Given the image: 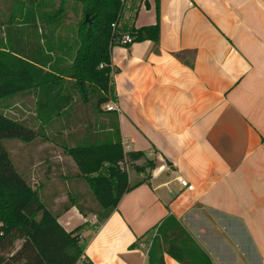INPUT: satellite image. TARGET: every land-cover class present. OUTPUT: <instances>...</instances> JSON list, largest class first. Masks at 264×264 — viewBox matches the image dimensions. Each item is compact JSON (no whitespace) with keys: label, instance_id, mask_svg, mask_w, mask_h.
<instances>
[{"label":"crops","instance_id":"0c3cea01","mask_svg":"<svg viewBox=\"0 0 264 264\" xmlns=\"http://www.w3.org/2000/svg\"><path fill=\"white\" fill-rule=\"evenodd\" d=\"M123 1L121 25L158 24V41L111 49L107 105L118 112L74 102L43 125L37 93L27 94V127L36 135L27 171L40 169L35 183L53 204L63 200L57 184L65 188L71 204L52 212L67 232L81 227L91 264H147L168 217L211 264H264V0ZM114 127L123 154L141 153L154 167L129 176L144 182L98 224L73 204L91 202L90 192L64 148L105 142ZM207 225L215 237L205 236Z\"/></svg>","mask_w":264,"mask_h":264},{"label":"trees","instance_id":"16d2710c","mask_svg":"<svg viewBox=\"0 0 264 264\" xmlns=\"http://www.w3.org/2000/svg\"><path fill=\"white\" fill-rule=\"evenodd\" d=\"M73 1L80 6L82 18L75 34L78 46L68 67L59 64L55 41L49 44L66 20L65 0L46 12L41 0H14L23 10L2 27L0 102L36 92L37 118L43 125L72 106L76 95L82 105L98 111L110 101V51L118 46L121 35L127 34L133 42L158 41V24L139 29L121 25L123 0ZM38 32L44 33L42 37L37 36ZM89 94L96 98L93 104H89ZM112 131L105 142L64 148V154L74 160L78 177L92 195V207L74 199L73 204L81 214L94 213L98 224L109 217L123 194L144 182L131 183L120 164H134L136 175L154 167V161L141 153L124 155L119 131L116 127ZM35 136L24 123L0 112V264H91L83 258L85 244L77 233L81 227L67 232L58 223V215L48 209L41 188H32L1 143L16 140L27 145ZM138 161L143 163L135 165ZM166 220L152 239L147 264H164V254L179 264H211L175 219Z\"/></svg>","mask_w":264,"mask_h":264},{"label":"rangeland","instance_id":"374dc122","mask_svg":"<svg viewBox=\"0 0 264 264\" xmlns=\"http://www.w3.org/2000/svg\"><path fill=\"white\" fill-rule=\"evenodd\" d=\"M42 3V7L44 8V12L49 11L50 9L56 8L58 7L60 0H41ZM65 9H66V20L63 23L62 28H60L59 30L55 31L54 35H53V40L51 43H49L50 45H52L55 41V53L57 54L58 57V62L61 66H70L71 62H72V58L75 52V49L77 48L78 45H76L75 41L77 40L76 38V30H77V24L79 23V21L81 20L82 16L80 13V6L77 5L73 0H65L64 3ZM23 6L20 4H17L16 2H14V0H0V47L3 45L2 41L4 40V35L2 33V27H4L8 20H10L9 18H17L22 9ZM16 21V20H15ZM17 24H20L18 22H14ZM43 32H38V35H43ZM39 37V36H38ZM42 37V36H41ZM41 43L42 40H41ZM45 45V43H44ZM32 92H25L19 95H16L14 97L5 99L3 101L0 102V112L2 114H4L6 117L20 121L22 123H24L27 126V117H30V115L27 116V94H31ZM29 98V97H28ZM76 98V103L75 104H79L80 100L78 98V95L75 96ZM88 100H90L89 104H93L96 100V98H94L92 95L89 94L88 96ZM31 102V100H30ZM31 103H29L30 105ZM74 104V105H75ZM83 106H89L84 104ZM107 106V104H106ZM31 107V105H30ZM90 107V106H89ZM92 107V106H91ZM1 143L3 145H5V148L7 149L9 158L11 159L14 167L20 172H23L25 175H23L25 178L27 177V175L29 176V179H33L30 181V184H32L33 187H38V185H36L35 181L38 182H42L39 179V175L38 177L35 175V171H40V169H38L37 167L32 169V175L30 174V169L29 171H27L28 167H27V160L33 158V156H31V153L29 152V148L27 147V145H24L23 143H19L16 140H1ZM31 157V158H30ZM141 161L138 162V165H141ZM136 165V164H135ZM126 173L130 176H132V174L135 173V166L134 164H132L131 162H126ZM28 173V174H27ZM138 181V180H133L131 181V183ZM39 184V183H38ZM55 186V185H54ZM45 187V186H44ZM57 189H59L61 191V193L63 194L61 196V198L63 199L62 201H59L58 204H53L54 201H46V204L48 205V209L50 211H59L61 205H63V203H68L71 204V200H69L68 198H64L63 196H66L64 194L65 192V188L61 189V186H59L57 184L56 186ZM89 193V192H88ZM90 197V199L92 198L91 193L88 194ZM85 207H91V202L89 199L86 200V203H84ZM59 206V207H58ZM217 220L215 221H211L214 222L213 224H215ZM203 228L205 229V236L209 235V233L213 232L212 230H210V226L207 225ZM211 235L213 237L214 233H211ZM211 236V237H212ZM225 237V236H224Z\"/></svg>","mask_w":264,"mask_h":264},{"label":"built area","instance_id":"2783aa9c","mask_svg":"<svg viewBox=\"0 0 264 264\" xmlns=\"http://www.w3.org/2000/svg\"><path fill=\"white\" fill-rule=\"evenodd\" d=\"M112 27H114V25H112ZM133 43V39L130 37V36H128L127 34H124V35H121L120 36V38L117 40V45L118 46H121V47H127V46H129L130 44H132ZM105 111L106 112H118V110L116 109V107L112 104V105H107V106H105ZM126 163L124 164V166L123 165H121L120 164V167H121V169L123 170H125L126 171ZM177 183L182 187V188H185V189H187L188 191H192L193 190V187L192 186H190V185H188L187 183H186V181L183 179V178H181V177H178L177 179ZM139 248H141V249H145V248H147L144 244H142V243H140L139 245Z\"/></svg>","mask_w":264,"mask_h":264},{"label":"water","instance_id":"95a60500","mask_svg":"<svg viewBox=\"0 0 264 264\" xmlns=\"http://www.w3.org/2000/svg\"><path fill=\"white\" fill-rule=\"evenodd\" d=\"M86 19H87V17H86Z\"/></svg>","mask_w":264,"mask_h":264}]
</instances>
